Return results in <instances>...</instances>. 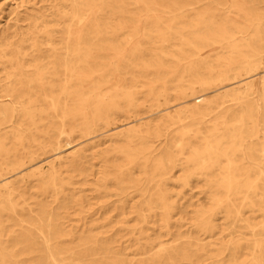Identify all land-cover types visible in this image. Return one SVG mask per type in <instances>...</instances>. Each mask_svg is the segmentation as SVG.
<instances>
[{"label":"bare ground","instance_id":"bare-ground-1","mask_svg":"<svg viewBox=\"0 0 264 264\" xmlns=\"http://www.w3.org/2000/svg\"><path fill=\"white\" fill-rule=\"evenodd\" d=\"M15 5L0 264H264V0ZM198 188L207 204L175 219Z\"/></svg>","mask_w":264,"mask_h":264},{"label":"rangeland","instance_id":"rangeland-1","mask_svg":"<svg viewBox=\"0 0 264 264\" xmlns=\"http://www.w3.org/2000/svg\"><path fill=\"white\" fill-rule=\"evenodd\" d=\"M17 2H20V0H0V29L6 27L8 22H11L12 19L15 17V14L13 13V10L16 8L17 5H15ZM98 159H96L94 162H96ZM182 188H175L177 192H181ZM205 195L200 192V189H185L184 192L181 195L179 204H183L185 208H181L178 210V215H176L175 219H180L186 221L189 223L191 220V217L194 215L193 210L197 209L199 204L206 203V198L204 197ZM119 212H114V213H97L95 218L97 216L104 214V216H111L114 217V215H117ZM77 215H72L73 218H76ZM133 215H128L129 218H131ZM115 220L120 219V217L115 216ZM158 217H154L153 220L155 221L154 223L152 222L150 225V228L148 229V233L153 237V238H163V240L168 239L169 236L165 234L166 231L162 230L160 228V222L157 221ZM136 222L131 221V224H134ZM219 224H224L225 220L224 219H218ZM188 225H184L182 227L174 225L172 227V231L177 232V231H183L184 234H189L192 230L188 229ZM115 229V228H114ZM121 232H115L116 237L121 236ZM221 238L220 235H216L215 238L212 239H206L204 242H215L217 239ZM129 244V243H127ZM126 246V244H125ZM135 248V246H132V248L125 250V253L132 252V250ZM210 260L206 261V264L209 263Z\"/></svg>","mask_w":264,"mask_h":264}]
</instances>
